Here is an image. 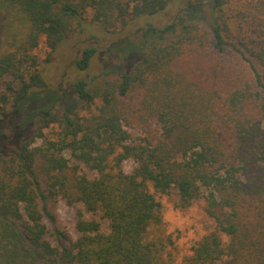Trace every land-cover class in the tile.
Masks as SVG:
<instances>
[{
  "label": "trees",
  "instance_id": "1",
  "mask_svg": "<svg viewBox=\"0 0 264 264\" xmlns=\"http://www.w3.org/2000/svg\"><path fill=\"white\" fill-rule=\"evenodd\" d=\"M228 1L0 0L25 27L0 49V264H264V21L232 34ZM84 29L106 47L78 51L69 92L63 73L57 90L31 92L29 51L43 38L48 59ZM105 55L113 69L90 72ZM54 123L61 137L33 145ZM63 150L96 176L67 175ZM171 188L181 206L204 198L215 227L179 263L149 237L155 194ZM57 197L80 206L79 236L53 245L45 202Z\"/></svg>",
  "mask_w": 264,
  "mask_h": 264
},
{
  "label": "rangeland",
  "instance_id": "2",
  "mask_svg": "<svg viewBox=\"0 0 264 264\" xmlns=\"http://www.w3.org/2000/svg\"><path fill=\"white\" fill-rule=\"evenodd\" d=\"M224 10L225 14L230 17L232 34H240L242 38H244L245 29L249 32H257L256 20L259 19L260 21H264V0H229ZM89 16V12L85 14L86 19H84V23H89ZM251 18L254 19V21H251ZM248 20H250V22L245 24ZM240 24L247 28H243L244 32L237 33V28ZM24 31L25 27L19 16L11 17L8 13L3 12L0 15V49L7 46H4L7 40H10L12 37H21ZM91 35L93 34L87 29L75 34L70 41L64 42L54 53L50 54L48 59L49 49L46 47L44 39L41 38L38 45L29 51L30 57L35 59V63L30 60L25 63L26 65L22 69L23 74L26 76H28L34 68L40 73V82L38 81L33 85L30 89L31 92H35L42 88H48L51 91L57 90L58 82L62 80V73L64 76V89L69 92L70 85L68 83L70 77H79L76 71H73L74 75L71 76L72 71L69 70V68L72 67L74 58L78 57V51L88 43H93L96 46L106 45V42L103 41L105 38L102 35L94 37ZM106 56L107 55L102 57L97 64L91 66L89 69L90 72L111 71L113 69V63L111 60H105ZM64 66L67 67L63 68ZM81 75L85 76L84 73ZM8 79H10L9 76L5 78V80ZM3 88L4 84L1 82L0 91H2ZM80 104V102L75 103L77 110L79 109L81 114H85V110H80ZM7 107L8 105L6 108ZM92 109L94 111L95 107L93 106ZM9 113L10 112L7 111L6 114L8 115ZM2 115H0V117ZM36 117L37 116L33 118L34 122L37 120V124H40V119ZM41 133L42 136L35 138L32 143L33 145H44L49 140L57 141L61 137L62 128L57 123L49 124L47 127L42 128ZM61 153L70 159V168L66 169L67 175L75 176L78 173H84L90 178L96 176L93 170L88 169L86 166L70 157L69 151L63 150ZM75 165L76 171L71 169ZM132 167L133 163L131 160H127L123 164V169L126 172H129ZM155 196L160 203V222L150 227L149 237L158 244L166 259H170L174 263H179L192 253V247L204 235L215 228L213 221L207 217L204 212L205 202L202 197L194 200L188 206H181L174 188H171L166 193H156ZM45 205L47 210L53 215L52 219L44 217L47 237L51 243L57 245L60 240L63 243L68 239L75 240L79 236L75 228L76 207L80 206H71L58 197L46 200ZM84 215L86 218L99 220L101 223V230L107 231V223L100 217V213L91 214L85 212ZM220 236L223 242L226 243L228 241V237L224 234Z\"/></svg>",
  "mask_w": 264,
  "mask_h": 264
}]
</instances>
